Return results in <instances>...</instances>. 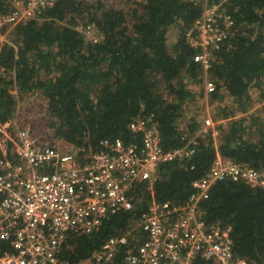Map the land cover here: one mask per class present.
<instances>
[{"label": "trees", "instance_id": "16d2710c", "mask_svg": "<svg viewBox=\"0 0 264 264\" xmlns=\"http://www.w3.org/2000/svg\"><path fill=\"white\" fill-rule=\"evenodd\" d=\"M131 2V3H130ZM130 9L105 0H55L31 20L8 30L0 43V120L11 119L17 99L38 94L45 103L47 128L55 140L71 146L77 161L106 150L103 143L119 140L140 145L130 131L137 116L156 122L165 151L192 139L189 158L157 168L151 188L132 185L133 207L102 220L89 235L68 234L59 253L67 264H78L109 238L131 233L128 245L144 234L132 222L152 203L183 204L192 183L204 176L216 157L264 170V0H131ZM227 17L225 39L206 70L193 62L196 50L186 32L205 9ZM14 10L13 0H0V16ZM93 26L100 39L84 40L79 26ZM171 28L176 39L168 43ZM204 74L212 83L205 93L214 130H201L198 102ZM18 97V98H17ZM261 104L256 113L249 111ZM198 107V108H197ZM194 114L184 116V111ZM202 123V124H201ZM206 227L228 230L234 257L264 260V189L225 179L212 184L202 201ZM138 241V242H139ZM3 247V246H2ZM0 247V248H2ZM123 250L110 264H125ZM196 264H208L197 259Z\"/></svg>", "mask_w": 264, "mask_h": 264}, {"label": "built area", "instance_id": "2783aa9c", "mask_svg": "<svg viewBox=\"0 0 264 264\" xmlns=\"http://www.w3.org/2000/svg\"><path fill=\"white\" fill-rule=\"evenodd\" d=\"M54 1L13 0L14 10L0 16V31L33 19ZM221 24L226 29L230 21L216 8L205 9L186 32L188 46L196 50L193 62L203 70L215 61L214 52L226 37ZM77 30L86 42L100 39L91 25ZM3 71L0 66V77ZM204 76L205 93H210L212 83ZM13 118L0 120V264H67L58 256L68 234H92L108 216L131 210L133 184L145 182L150 189L158 166L194 152L192 139L165 151L156 122L143 115L129 124L130 131L141 136L139 146L105 142L106 150L87 162L77 161L71 151L53 146ZM203 124L204 132L213 130L209 117ZM225 179L264 189V170L217 156L204 176L192 183L186 202L152 203L132 222L131 229L141 231L143 240L135 238L130 246L131 233L111 237L78 264H110L120 249L125 264H196L198 258L208 264H264L234 257L228 230L206 227L202 221L201 202L213 183Z\"/></svg>", "mask_w": 264, "mask_h": 264}, {"label": "rangeland", "instance_id": "374dc122", "mask_svg": "<svg viewBox=\"0 0 264 264\" xmlns=\"http://www.w3.org/2000/svg\"><path fill=\"white\" fill-rule=\"evenodd\" d=\"M131 0H105L109 5H112L113 7H126L125 9L133 8L132 5H127V2ZM131 3V2H130ZM8 30L3 29L0 31V43H3L7 40V33ZM177 30L174 28H171L168 33V43H173L176 39ZM204 78L203 77V83L201 85H188V88L198 92L200 90L204 93V99L202 101L198 102V107L200 110V113L197 115L199 121H203V119L207 116H211V109L212 106L210 102L206 100L207 96L205 94V88H204ZM18 98V97H17ZM261 104H254L250 113H256L259 109V106ZM197 107V108H198ZM184 116L189 117L190 115L194 114V109L191 108V112L185 110ZM13 119L16 121L17 125L20 127L28 128L31 132L37 134L38 136L45 137L50 143L62 150L66 151H72L71 146L63 141H57L54 139L52 132L47 128V119L45 117V103L42 100L41 96L38 94L33 95H24L17 99V106L16 111L13 115ZM212 117V116H211ZM202 124V123H201ZM216 123H214L213 126V132L215 131L214 128L216 127ZM204 125H201V130H203ZM204 131V130H203ZM216 132V131H215ZM213 137H216L215 134H212Z\"/></svg>", "mask_w": 264, "mask_h": 264}]
</instances>
